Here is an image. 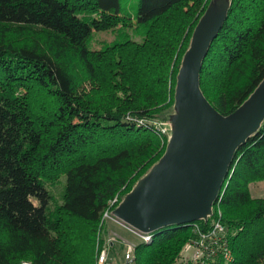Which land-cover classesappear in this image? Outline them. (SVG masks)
Instances as JSON below:
<instances>
[{"label": "trees", "instance_id": "obj_1", "mask_svg": "<svg viewBox=\"0 0 264 264\" xmlns=\"http://www.w3.org/2000/svg\"><path fill=\"white\" fill-rule=\"evenodd\" d=\"M211 1L0 0V264H96L102 215L165 152L154 123L174 113L176 76ZM229 2L200 72L223 116L264 78V0ZM100 32L115 40L89 48ZM261 181L264 122L237 149L207 222L150 234L134 264H176L215 223L224 234L202 264H264V198L249 192Z\"/></svg>", "mask_w": 264, "mask_h": 264}, {"label": "water", "instance_id": "obj_2", "mask_svg": "<svg viewBox=\"0 0 264 264\" xmlns=\"http://www.w3.org/2000/svg\"><path fill=\"white\" fill-rule=\"evenodd\" d=\"M229 6V1L212 0L197 23L176 76L165 152L112 212L134 233L150 235L207 222L237 149L264 122V78L227 116L219 114L200 90L203 60L227 19Z\"/></svg>", "mask_w": 264, "mask_h": 264}, {"label": "rangeland", "instance_id": "obj_3", "mask_svg": "<svg viewBox=\"0 0 264 264\" xmlns=\"http://www.w3.org/2000/svg\"><path fill=\"white\" fill-rule=\"evenodd\" d=\"M225 1H229V0H225ZM115 37H116L115 33L112 32L94 33L91 36L89 42V48L100 49L102 46L114 41ZM135 39L137 38L135 37ZM172 114L171 113L168 114L169 119L172 116ZM168 122L169 121L166 120L163 123H168ZM61 184L62 181H59L53 185H49L51 194L54 197V199L50 204L51 208H54L57 204H59L61 200L59 197L61 192ZM249 192L252 198H264V181L250 184ZM118 204L116 205V207L118 206ZM112 212L113 210L111 212H105L102 215V221L97 231V241H98L97 246L101 249L105 248L108 251L110 264H124V253L127 249L126 245L129 244L131 246L137 247L139 244L143 243V241L134 232L113 221L110 218ZM109 243H111L112 245H110ZM134 251H133V258H134ZM193 253H194V247L192 245L186 246L181 254V257L176 261V264H194L193 261L191 260ZM21 264H27V263H21Z\"/></svg>", "mask_w": 264, "mask_h": 264}, {"label": "built area", "instance_id": "obj_4", "mask_svg": "<svg viewBox=\"0 0 264 264\" xmlns=\"http://www.w3.org/2000/svg\"><path fill=\"white\" fill-rule=\"evenodd\" d=\"M156 130L159 132L160 135L167 137V139L170 136V123H163V122H158V123H154ZM106 216V215H105ZM110 218L115 221L116 223L120 224L119 222H117L113 217H112V213ZM122 225V224H120ZM123 226V225H122ZM125 227V226H124ZM137 236H139L143 242H148L150 237L149 235L146 234H139V233H135ZM224 234V228L222 226H220L218 223L214 224V228L213 231L210 235L208 236H201L202 241H200L199 243L193 245L194 247V253L192 255V261L194 264H202L200 262L202 256L205 254L207 256H212V254L214 253V246H217L220 241H221V236ZM208 241L209 244H205V242ZM110 245H112L111 243H109ZM127 249L124 253V264H134V258H133V251L135 249L134 246L131 245H126ZM225 258L228 259L229 255L226 254ZM110 259H109V253L108 251L103 248L99 251L98 256H97V262L96 264H110Z\"/></svg>", "mask_w": 264, "mask_h": 264}]
</instances>
